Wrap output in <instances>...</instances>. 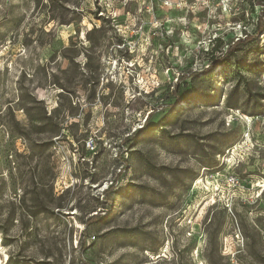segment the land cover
Here are the masks:
<instances>
[{
    "label": "rangeland",
    "instance_id": "374dc122",
    "mask_svg": "<svg viewBox=\"0 0 264 264\" xmlns=\"http://www.w3.org/2000/svg\"><path fill=\"white\" fill-rule=\"evenodd\" d=\"M259 20L264 0H0L3 263L264 264Z\"/></svg>",
    "mask_w": 264,
    "mask_h": 264
},
{
    "label": "built area",
    "instance_id": "2783aa9c",
    "mask_svg": "<svg viewBox=\"0 0 264 264\" xmlns=\"http://www.w3.org/2000/svg\"><path fill=\"white\" fill-rule=\"evenodd\" d=\"M221 1L223 2V6H224L225 8H227V7H228V1H229V0H221ZM260 79H261L260 82H261V83H264V72L261 73ZM263 85H264V84H263ZM263 116H264V114H263ZM257 117H258V115H253V116H251V117H250V120L248 119V120H249L248 122H250L251 120H253V119L257 118ZM246 118H247V116H246ZM89 144L92 145V141H90ZM226 180H227V183H228L229 185L234 186V187H237L238 184H239L240 181H241L240 177H239L238 175H236L235 173H230V174H228Z\"/></svg>",
    "mask_w": 264,
    "mask_h": 264
},
{
    "label": "trees",
    "instance_id": "16d2710c",
    "mask_svg": "<svg viewBox=\"0 0 264 264\" xmlns=\"http://www.w3.org/2000/svg\"><path fill=\"white\" fill-rule=\"evenodd\" d=\"M262 30H264V22H262L261 20H259V22L257 23V33H258L259 31H262ZM240 41H242V42L244 41V42H245V39H242V40H240ZM232 49H233V46L230 45V46L228 47V49L226 50V52H225L224 55L219 56V57L215 58V59L212 61L210 68H212V67H213L214 65H216V64L224 63V57L227 56V55H229V54L232 52Z\"/></svg>",
    "mask_w": 264,
    "mask_h": 264
},
{
    "label": "bare ground",
    "instance_id": "6f19581e",
    "mask_svg": "<svg viewBox=\"0 0 264 264\" xmlns=\"http://www.w3.org/2000/svg\"><path fill=\"white\" fill-rule=\"evenodd\" d=\"M2 249V247H0V250ZM0 264H4L3 260L0 258Z\"/></svg>",
    "mask_w": 264,
    "mask_h": 264
}]
</instances>
